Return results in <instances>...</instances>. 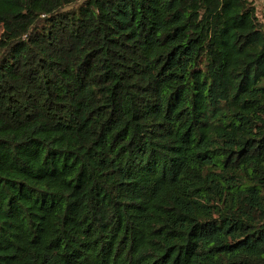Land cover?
Here are the masks:
<instances>
[{
  "label": "trees",
  "instance_id": "trees-1",
  "mask_svg": "<svg viewBox=\"0 0 264 264\" xmlns=\"http://www.w3.org/2000/svg\"><path fill=\"white\" fill-rule=\"evenodd\" d=\"M0 264H264L253 0H0Z\"/></svg>",
  "mask_w": 264,
  "mask_h": 264
},
{
  "label": "rangeland",
  "instance_id": "rangeland-1",
  "mask_svg": "<svg viewBox=\"0 0 264 264\" xmlns=\"http://www.w3.org/2000/svg\"><path fill=\"white\" fill-rule=\"evenodd\" d=\"M254 1H256L255 3L257 4L258 12L260 14H263L262 17H264V1L263 0H254ZM1 33H2V29L0 27V41H1Z\"/></svg>",
  "mask_w": 264,
  "mask_h": 264
},
{
  "label": "crops",
  "instance_id": "crops-1",
  "mask_svg": "<svg viewBox=\"0 0 264 264\" xmlns=\"http://www.w3.org/2000/svg\"><path fill=\"white\" fill-rule=\"evenodd\" d=\"M253 1H254V0H253ZM263 1H264V0H263ZM254 2H256V1H254ZM255 4H256V3H255ZM256 6H257V4H256ZM257 9H258V7H257ZM259 15H260L261 17L263 16V14H260V13H259ZM263 18H264V17H263Z\"/></svg>",
  "mask_w": 264,
  "mask_h": 264
}]
</instances>
